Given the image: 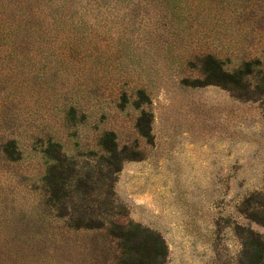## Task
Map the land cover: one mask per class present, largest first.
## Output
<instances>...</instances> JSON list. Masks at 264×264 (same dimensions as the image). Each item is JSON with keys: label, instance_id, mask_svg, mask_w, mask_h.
I'll list each match as a JSON object with an SVG mask.
<instances>
[{"label": "rangeland", "instance_id": "1", "mask_svg": "<svg viewBox=\"0 0 264 264\" xmlns=\"http://www.w3.org/2000/svg\"><path fill=\"white\" fill-rule=\"evenodd\" d=\"M263 220L264 0H0V264H249Z\"/></svg>", "mask_w": 264, "mask_h": 264}, {"label": "trees", "instance_id": "2", "mask_svg": "<svg viewBox=\"0 0 264 264\" xmlns=\"http://www.w3.org/2000/svg\"><path fill=\"white\" fill-rule=\"evenodd\" d=\"M249 65H250V63H247L246 67H249ZM217 73H219V75H221L220 77H222L221 78L222 80H220V81H224V80L228 81V78H230V81L239 82L242 80V77L245 74L249 73V70L248 71L241 70V71H239V73H233V72H227V71H223L222 69H219V71ZM211 75H213V74H211ZM212 81H216V80H209V81L207 80V83H211ZM107 135H110V133L106 134V136ZM104 149H106V151H108V152L116 151V147H115L114 143L111 146H105L104 145ZM263 225H264V222H263ZM81 226H83V225L79 224V226L77 225L76 227H81ZM95 227H104V222H102V221L99 222V224ZM156 241L157 242H156L155 246L159 247V248L153 250L152 252H148L147 257L142 259V261H144V262H142V264H158L157 259H158V255L160 253L158 249H161V251H162V248H163V251H164V243L162 245V243H160V240L158 241V239H157ZM248 244H249V249L246 252H247L248 257H249V264H264V239H263L262 234H260L258 232L257 233L251 232L250 233V241H248ZM147 250H149V249H147ZM122 264H127V259H124L122 261Z\"/></svg>", "mask_w": 264, "mask_h": 264}]
</instances>
